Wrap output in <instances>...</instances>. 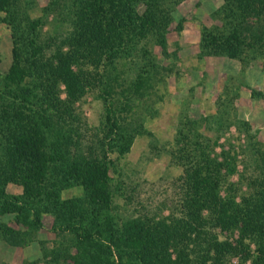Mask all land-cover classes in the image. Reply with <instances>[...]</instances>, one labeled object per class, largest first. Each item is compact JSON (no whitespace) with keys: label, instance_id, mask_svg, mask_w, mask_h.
I'll return each instance as SVG.
<instances>
[{"label":"trees","instance_id":"trees-1","mask_svg":"<svg viewBox=\"0 0 264 264\" xmlns=\"http://www.w3.org/2000/svg\"><path fill=\"white\" fill-rule=\"evenodd\" d=\"M139 4L144 6L142 11ZM161 4V0L65 1L74 33L65 41L68 51H58V63L53 66L38 59L44 48L36 44L41 19L27 20L26 31L32 37L21 46L31 52L30 58L23 56L14 0H0V13L7 15L4 19L13 44L10 66L0 75V214H12L27 227L40 226L42 214L52 215L54 231L75 236L74 264H227V250L232 247L206 230L207 220L202 217L206 210L215 226L239 228L240 246L244 240L255 244L250 264H264V144L251 135L247 146L251 161L246 165H253L257 173L245 179L248 190L240 193L239 202L234 199L237 190H232V184L226 185L225 196L220 194L227 181L221 170H233L235 153L223 150L219 161L200 143L188 144L185 134L179 156L186 163L182 216L118 220L109 212L110 161L106 154L112 148L125 154L135 134L126 133L115 117L110 82L120 76L114 74V62L129 41L148 32L157 33L165 46ZM218 14L223 28L202 31V52L241 61L248 48L252 59L263 57L264 0H223ZM99 64L107 72L108 67L112 70L111 79L104 80L101 88L106 128L102 154L94 159L70 157L64 124L74 117L73 102L94 82H102ZM148 79L139 77L132 83L133 89L137 91ZM60 83L65 85L66 98L59 96ZM241 126L248 131L247 121ZM9 183L20 187L21 193H9ZM75 186L81 188L90 209L77 199H61L63 190ZM16 233L0 225L1 236L9 242L19 243Z\"/></svg>","mask_w":264,"mask_h":264},{"label":"rangeland","instance_id":"rangeland-1","mask_svg":"<svg viewBox=\"0 0 264 264\" xmlns=\"http://www.w3.org/2000/svg\"><path fill=\"white\" fill-rule=\"evenodd\" d=\"M65 1L68 0H14L23 36L19 40L23 56L30 58L31 50L21 44L30 37L27 20L35 18L43 22L36 40L37 45L44 47L39 61L54 66L58 63L56 53L68 51L65 41L73 35L74 27ZM161 1L165 46L157 33L150 32L129 41L114 62V74L120 77L110 82L115 117L126 133H135L125 154L119 155L116 148L106 154L110 161L109 212L118 220L182 216L186 163L179 156L184 146L183 135L187 134L188 144L200 143L206 153L219 161L223 150L235 153L233 170H221L227 181L220 194L225 196L226 185L232 184V190H237V202L241 200L240 193L248 190L245 179L257 173L253 165H246L251 161L247 158L249 135L264 144V55L252 59L246 48L240 61L201 51L202 31L223 28L224 21L218 14L223 0ZM138 9L142 11L143 4ZM6 16L0 13L1 76L10 66L13 45ZM102 66L97 67L103 75L102 82H94L73 102L74 117L64 124L70 157L94 159L102 154L106 128L101 88L104 80L112 77V70L108 67L107 72ZM71 68L76 70L77 66ZM87 68L94 71L92 65ZM139 77L149 79L136 91L132 83ZM58 87L59 96L66 98L65 85L60 83ZM243 121L249 123L248 131L241 126ZM186 125L191 128L189 131ZM136 129L140 132L136 133ZM6 190L21 193L20 187L10 183ZM61 197L77 199L90 209L80 187L63 190ZM202 217L207 220L206 230L232 247L227 250V264L251 263L255 244L244 240L240 246L239 228L226 230L215 226L206 210ZM40 219V226L27 227L12 214H0V225L16 231L19 241L11 243L0 234V264H74L75 236L68 231H54L56 222L52 215L42 214Z\"/></svg>","mask_w":264,"mask_h":264}]
</instances>
